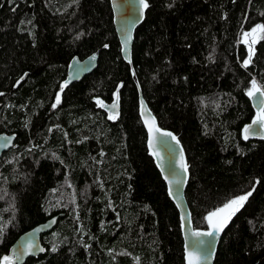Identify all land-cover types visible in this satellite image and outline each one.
<instances>
[{
    "label": "trees",
    "instance_id": "1",
    "mask_svg": "<svg viewBox=\"0 0 264 264\" xmlns=\"http://www.w3.org/2000/svg\"><path fill=\"white\" fill-rule=\"evenodd\" d=\"M146 2L129 63L109 0H0V133L16 135L0 157V264L21 233L59 214L46 252L24 264H185L131 67L183 146L193 226L251 192L213 264H264V138H244L252 81L264 91V33L254 44L243 35L264 24V0ZM95 51L96 68L64 87L69 61ZM115 99L110 119L101 104Z\"/></svg>",
    "mask_w": 264,
    "mask_h": 264
},
{
    "label": "water",
    "instance_id": "2",
    "mask_svg": "<svg viewBox=\"0 0 264 264\" xmlns=\"http://www.w3.org/2000/svg\"><path fill=\"white\" fill-rule=\"evenodd\" d=\"M109 1L112 9L113 23L116 35L120 43L121 55L124 60L130 63L134 33L137 26L140 24L144 17L145 9L141 11L139 0ZM128 37H130V39H127V44H125V40ZM92 57H95V59H91ZM97 61L98 51H95L84 58L74 56L69 61L67 66L65 79L63 81L64 87L70 85L75 81L81 80L85 75L91 73L96 68ZM131 74L138 92L139 115L146 129V143L148 151L152 156L157 168L159 169L163 180L165 181L168 194L169 190L171 189L173 195L169 196L171 197L179 211L181 231L183 236L185 264H188L187 253L189 251L197 252L200 254L201 259L199 261V264H213L216 249L223 231H221L218 236L211 237L194 235V233L196 232L210 231V228L208 226V223V227L206 229L195 228L192 223L191 212L185 197V189L189 180V170L183 146L178 137L171 130L159 126L157 118L155 117L152 110L149 108L145 98L143 97L140 83L133 67H131ZM25 76L26 74L21 76V78L23 77V79L20 78L18 83L24 80ZM259 98V93H257L256 96L250 97L252 106L256 112V117L260 108ZM114 102L116 103L115 108L112 107ZM102 105L103 109H105L110 115H117L120 111L118 99H115L114 101L108 103L104 102L102 103ZM256 117L247 125H252ZM153 118L155 122L154 127L156 129H159V131H153L152 133H150L149 124L145 123V121H151ZM166 132L171 133L176 137V139L174 140L170 136L163 135V133ZM150 136L155 138L152 146H150L149 144ZM260 138H264V128H261L259 124L253 125L252 134H249L247 139ZM9 140L10 143H7V141ZM177 140L179 141V143H177ZM15 141L16 135L14 133H0V157L6 151L15 147ZM153 153H158V155H154ZM182 162L187 164V172H185L184 169L181 168ZM60 215L62 214L49 217L45 221H42L26 230L25 232L21 233L8 249V253L6 256L11 258L9 264H24L27 259L31 257L36 258L39 255L44 254L46 252V247L42 242V236L45 233L50 232L56 226L57 219ZM225 227L223 228V230L225 229ZM198 241H204L205 243L203 246L197 247L196 243ZM41 249H43V251H41Z\"/></svg>",
    "mask_w": 264,
    "mask_h": 264
},
{
    "label": "snow or ice",
    "instance_id": "3",
    "mask_svg": "<svg viewBox=\"0 0 264 264\" xmlns=\"http://www.w3.org/2000/svg\"><path fill=\"white\" fill-rule=\"evenodd\" d=\"M140 6H141V11L145 8L148 7V4L146 2V0H139ZM264 33V24H257L255 25V27H253L251 29L250 32H245L243 35L245 37V43H248V37H253L251 43H255L256 42V37L261 34ZM127 39H130V37L126 38L125 40V44H127ZM252 54H253V49L250 47L249 48V57L247 60L244 61V66L246 67L249 63H251V58H252ZM91 59H95V57H92ZM23 79V77L21 78ZM67 83V82H65ZM259 93L260 94V98H259V104H260V108L257 114L256 119L253 121L252 125H247L244 129V138L247 139L249 134H252V129H253V125L259 124L261 128H264V91H262L260 89V87L257 86L256 81L253 80L252 81V87L249 89L248 91V95L251 96H256V94ZM60 102V96L57 95L56 97V103L58 104ZM101 106H103L101 104ZM53 107H56V104L53 105ZM113 108L116 107V103H113ZM110 119H115L116 115H110L109 116ZM145 123L149 124V132L152 133L153 131H159V129H156L154 127V118L149 121L146 120ZM163 135L165 136H170L172 137V139H176L175 136H173L171 133H163ZM154 137L150 136L149 139V144L150 146H152L153 142H154ZM7 143H10V140L7 141ZM177 143H179V141L177 140ZM7 146V145H5ZM154 155H158V153H153ZM181 157H182V150H181ZM181 168L184 169L185 172H187V164L186 163H181ZM169 195H173L171 189L169 190ZM251 195V192L245 194V195H238L235 196L234 198L228 200L226 203L223 204L222 207H217L214 211H210L208 212L207 216L205 217L208 226L210 228V231L207 232H196L194 233V235L196 236H218L219 233L221 231H223V228L227 225L228 221L231 219V217L233 215H235V213L237 211H239V209L243 206L244 202L248 199V196ZM0 232H2V229H0ZM204 241H198L196 243L197 247L203 246L204 245ZM55 250V249H54ZM41 251H43V249H41ZM10 257L5 256L3 258V264H9L10 261ZM201 259V256L199 253L197 252H193V251H189L187 253V260H188V264H199V261Z\"/></svg>",
    "mask_w": 264,
    "mask_h": 264
},
{
    "label": "flooded vegetation",
    "instance_id": "4",
    "mask_svg": "<svg viewBox=\"0 0 264 264\" xmlns=\"http://www.w3.org/2000/svg\"><path fill=\"white\" fill-rule=\"evenodd\" d=\"M65 79V78H64ZM64 81V80H63ZM58 94L60 95L61 93H60V91L58 92Z\"/></svg>",
    "mask_w": 264,
    "mask_h": 264
},
{
    "label": "rangeland",
    "instance_id": "5",
    "mask_svg": "<svg viewBox=\"0 0 264 264\" xmlns=\"http://www.w3.org/2000/svg\"><path fill=\"white\" fill-rule=\"evenodd\" d=\"M249 39H253V37H249ZM222 207V206H221Z\"/></svg>",
    "mask_w": 264,
    "mask_h": 264
}]
</instances>
